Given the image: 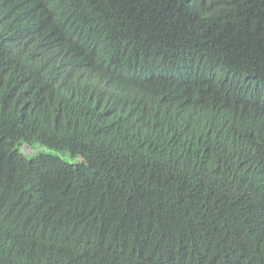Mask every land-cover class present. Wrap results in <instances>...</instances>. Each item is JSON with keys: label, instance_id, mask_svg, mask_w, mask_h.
Masks as SVG:
<instances>
[{"label": "trees", "instance_id": "1", "mask_svg": "<svg viewBox=\"0 0 264 264\" xmlns=\"http://www.w3.org/2000/svg\"><path fill=\"white\" fill-rule=\"evenodd\" d=\"M263 107L264 0H0V264H264Z\"/></svg>", "mask_w": 264, "mask_h": 264}, {"label": "bare ground", "instance_id": "2", "mask_svg": "<svg viewBox=\"0 0 264 264\" xmlns=\"http://www.w3.org/2000/svg\"><path fill=\"white\" fill-rule=\"evenodd\" d=\"M48 14V13H47ZM58 24V23H57ZM25 26V25H24ZM64 31V30H63ZM82 41V40H81ZM155 45V44H154ZM81 46V45H79ZM83 46V45H82ZM88 52V51H87ZM151 52V51H150ZM99 57V56H98ZM146 57V56H145ZM79 58V57H78ZM155 58V57H154ZM189 59V58H188ZM241 59V58H240ZM69 60V59H68ZM115 60V59H114ZM221 60V59H220ZM213 61V60H212ZM211 61V63H212ZM136 62V61H135ZM151 62V61H150ZM87 63V62H86ZM166 65V64H165ZM196 66V65H195ZM121 69V68H120ZM218 69V68H217ZM170 70V69H169ZM172 70V69H171ZM250 71V70H249ZM196 72V71H195ZM194 72V73H195ZM193 74V73H192ZM155 75V74H154ZM125 76V75H124ZM206 76V75H205ZM176 78V77H175ZM230 78V77H229ZM237 78V77H236ZM135 79V78H134ZM125 80V79H124ZM159 80V79H158ZM207 81V80H206ZM134 82V81H133ZM203 83V82H202ZM199 85V84H198ZM260 87V86H259ZM185 88V87H184ZM206 88V86H205ZM152 89V88H151ZM159 89V88H158ZM179 90V89H178ZM232 90V89H231ZM85 91V90H84ZM173 91V90H172ZM218 91V90H217ZM220 91V90H219ZM89 92V91H88ZM232 92V91H231ZM251 93V92H250ZM85 94V93H84ZM255 96V95H254ZM247 97V96H246ZM243 98V97H242ZM250 99V98H249ZM209 100V99H208ZM176 101V100H175ZM204 102V101H203ZM244 102V101H243ZM249 102V101H248ZM251 102V101H250ZM187 103V102H186ZM225 107V106H224ZM264 108V107H263ZM200 110V109H199ZM153 112V111H152ZM109 114V113H108ZM253 116V115H252ZM192 117V116H191ZM123 118V117H122ZM264 118V117H263ZM191 119V118H190ZM186 122V121H185ZM190 122V121H189ZM244 123V122H243ZM174 127V126H173ZM255 127V126H254ZM91 129V128H90ZM255 130V129H254ZM208 133V132H207ZM257 136V135H256ZM250 138V137H249ZM96 140V139H95ZM149 140V139H148ZM179 140V139H178ZM246 148V147H245ZM165 149V148H164ZM200 149V148H199ZM176 150V149H175ZM180 150V149H179ZM236 157V156H235ZM149 158V157H148ZM216 158V157H215ZM195 159V158H194ZM183 161V160H182ZM193 162V161H192ZM198 163V162H197ZM142 167V166H141ZM199 167V166H198ZM140 169V168H139ZM246 169V168H245ZM218 170V169H217ZM153 171V170H152ZM133 173V172H132ZM138 176V175H137ZM14 178V177H13ZM209 181V180H208ZM222 181V180H221ZM240 185V184H239ZM205 186V185H204ZM203 190V188H202ZM239 190V189H238ZM259 190V189H258ZM217 192V191H216ZM210 193V192H209ZM242 194V193H241ZM218 201V200H217ZM207 204V203H206ZM264 205V204H263ZM234 207V206H233ZM256 208V207H255ZM254 209V208H253ZM114 210V209H113ZM234 210V209H233ZM224 214V213H223ZM75 216V215H74ZM73 216V217H74ZM256 216V215H255ZM239 219V218H238ZM74 220V219H73ZM67 223V222H66ZM238 223V222H237ZM226 228V227H225ZM223 229V228H222ZM244 232V231H243ZM228 233V232H227ZM233 234V233H232ZM244 234V233H243ZM227 235V234H226ZM244 236V235H243ZM49 237V236H48ZM61 238V236H60ZM249 240V239H248ZM252 240V238H251ZM254 240V239H253ZM50 242V241H49ZM245 242V241H244ZM30 243V242H29ZM47 245V244H46ZM250 248V247H249ZM255 248V247H254ZM254 251V250H253ZM243 264V263H242Z\"/></svg>", "mask_w": 264, "mask_h": 264}, {"label": "clouds", "instance_id": "3", "mask_svg": "<svg viewBox=\"0 0 264 264\" xmlns=\"http://www.w3.org/2000/svg\"><path fill=\"white\" fill-rule=\"evenodd\" d=\"M90 82H94V81L92 80V76H91V78H90ZM103 83H105V84L107 85V82H103Z\"/></svg>", "mask_w": 264, "mask_h": 264}]
</instances>
